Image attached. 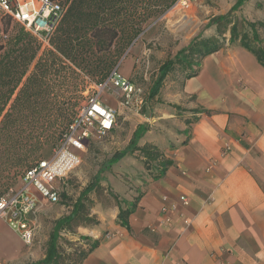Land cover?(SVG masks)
I'll return each mask as SVG.
<instances>
[{
    "label": "crops",
    "instance_id": "1",
    "mask_svg": "<svg viewBox=\"0 0 264 264\" xmlns=\"http://www.w3.org/2000/svg\"><path fill=\"white\" fill-rule=\"evenodd\" d=\"M236 12L264 22V0ZM257 33L252 44L264 47V31ZM223 36L196 75L181 80L174 73L185 71L175 70L163 93L144 97L141 113L134 109L147 128L138 146L155 145L171 164L154 177L158 165L146 169L135 151L101 173L99 185L117 199L96 201L88 216L97 223L74 227L88 237L75 245L98 240L80 264H264V66L239 40L229 43V32ZM115 92L101 99L117 108ZM116 200H136L129 229L117 220ZM1 223L0 261L31 263L26 247L2 239Z\"/></svg>",
    "mask_w": 264,
    "mask_h": 264
},
{
    "label": "trees",
    "instance_id": "2",
    "mask_svg": "<svg viewBox=\"0 0 264 264\" xmlns=\"http://www.w3.org/2000/svg\"><path fill=\"white\" fill-rule=\"evenodd\" d=\"M65 1H69V6L50 39L52 48L39 52L38 40L31 32L25 30L21 23L17 32L10 37L6 36V32H1L0 196L7 191L18 176H23L25 171L32 166L31 163L39 157L35 155L38 145V140L35 138L38 137L39 129H42L40 125L42 112L52 103L48 98L53 86V82L50 81L51 77L59 74L64 68L75 73L74 68L66 62L69 61L81 70L99 75L101 79L98 82H100L108 76L123 53V46L111 49L114 42L122 39L121 32H129L126 44L129 43L144 30L150 19L156 18L161 10L171 3V0ZM245 1L247 0H235L228 12L209 18L204 27L214 26L215 36L202 37L199 32L172 56L163 60L157 68V74L150 85L148 96L154 98L159 93L165 78L175 70L185 71L181 80L196 75L200 60L223 46V35L226 32L230 34L229 43L239 40L240 45L251 51L259 63L264 66V47H255L252 44L258 41V29L264 31V22H250L238 18L235 14ZM2 14L12 18L7 13L2 12ZM248 32H252L251 36ZM73 111L74 104L67 105L61 110L58 118V124L61 127H67L71 122ZM146 129L145 124H138L127 145L103 162L94 176L95 181L79 194L70 212L54 222L44 257L29 264H80L88 251L98 244V240H94L86 247L75 245L73 255L63 260L58 239L61 230L69 229L68 231L74 232V227L78 224L97 223L93 216H88L89 213L80 216V210L83 208L82 200L90 191L100 187L101 173L108 170L113 163L127 154L138 151L143 157L142 162L146 169L154 163L158 165L153 170L154 177L164 173L171 161L164 159L159 149L153 144L138 146V141ZM111 193L110 195L117 199ZM116 201L119 208L117 220L119 224L129 229L128 216L134 211L136 200L127 202L126 206H121L118 200ZM79 237L88 239L86 236Z\"/></svg>",
    "mask_w": 264,
    "mask_h": 264
},
{
    "label": "rangeland",
    "instance_id": "3",
    "mask_svg": "<svg viewBox=\"0 0 264 264\" xmlns=\"http://www.w3.org/2000/svg\"><path fill=\"white\" fill-rule=\"evenodd\" d=\"M234 1L198 0L192 4L190 9L181 12L170 11V6L174 2V0H171L169 6L161 10L156 18L150 19L144 30L129 43L126 44L129 32H121L122 39L119 42H114L111 49L114 50L117 46H123L124 49L117 64L112 69L116 68L121 76L139 86L142 89L143 97H147L159 64L186 45L199 32H215L214 26L205 28V24L211 16L228 12ZM238 12L235 14L238 18H242L241 15H238ZM20 26L19 22L4 16L0 12V36L1 32H6L5 34L8 37L12 36ZM66 62L74 68L75 73L64 68L59 74L52 76L50 79L53 86L48 98L52 103L42 112L43 117L40 120L42 129H39L38 137L35 138L38 140L35 155H39V157L31 163L32 165L39 160L48 158L59 143L61 134L66 127H61L58 124L61 110L67 105L74 104L73 112L75 115L85 101L95 93V84L101 79L99 75L93 72L81 70L80 67H75L69 61ZM183 75L184 73L181 72L174 73V76L180 77V79ZM166 88L167 86L164 88L161 86L159 92L163 93ZM107 93H110V91L104 92L102 95H107ZM111 96L118 104L116 124L113 130L101 138L90 139L86 142V149L81 152L80 164L58 184L61 193V200L58 203L51 204L40 197L36 216L37 232L32 244L24 245L16 231L0 218L3 226L2 239L12 247H26L29 254L28 261L37 260L45 252L54 222L70 212L71 206L79 194L95 181L94 176L103 162L114 152L123 149L127 145L133 128L139 122L140 117L136 114L134 108L128 109L121 103L122 96L120 92H115ZM143 109V107L140 108L138 113H141ZM22 186V176H18L3 195L19 190ZM110 192V190L101 186L90 191L82 200L83 208L80 210V216L90 213L96 201L108 205L109 200H111ZM68 230H61L58 239V246L63 260L73 255V249L76 247L75 243L79 240L75 232Z\"/></svg>",
    "mask_w": 264,
    "mask_h": 264
},
{
    "label": "built area",
    "instance_id": "4",
    "mask_svg": "<svg viewBox=\"0 0 264 264\" xmlns=\"http://www.w3.org/2000/svg\"><path fill=\"white\" fill-rule=\"evenodd\" d=\"M197 0H174L170 11H185ZM69 6L65 0H0V11L21 23L38 40L40 49L52 48L50 39ZM120 92L126 108L139 110L144 102L142 89L121 76L114 68L95 84V93L74 115L61 140L48 158L37 161L22 176L23 186L0 196V218L31 245L37 232L36 216L40 197L54 204L61 200L58 187L68 173L81 162V152L90 139L108 134L116 124V108L102 101V94ZM183 199V197H181ZM166 212V210H162ZM0 264H4L0 261Z\"/></svg>",
    "mask_w": 264,
    "mask_h": 264
}]
</instances>
